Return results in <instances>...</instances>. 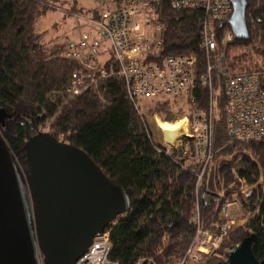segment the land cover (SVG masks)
Returning a JSON list of instances; mask_svg holds the SVG:
<instances>
[{"label": "trees", "instance_id": "1", "mask_svg": "<svg viewBox=\"0 0 264 264\" xmlns=\"http://www.w3.org/2000/svg\"><path fill=\"white\" fill-rule=\"evenodd\" d=\"M247 38H233L226 46L223 62L230 72L250 69V52L264 88V0L252 11L248 0ZM253 21L247 16L250 10ZM78 0H0V132L28 178L24 144L49 122L59 134L82 148L107 177L128 194L129 208L109 226L110 257L120 264H177L191 241L197 202L201 224L220 223L219 206L239 192L248 220L221 239L209 264H221L229 248L254 234L252 253L264 257V137L247 141L229 140L224 107L228 97L224 78L212 71V158L195 193L199 166L192 147L186 153L162 145V130L155 129L151 116L159 113L170 120L175 104L169 97L143 99L136 108L127 96L123 78L113 75L86 92L64 102L76 63L65 56L66 41L46 42L45 31L36 23L49 10L66 15L88 12ZM155 10L163 26L159 48L148 61L182 54L196 55L195 72L206 71L201 45V9H177L160 0ZM222 23H212L219 39ZM252 66V65H251ZM210 93L197 83L194 99L185 112L206 109ZM184 111V110H183ZM18 168V166H17ZM19 170V168H18ZM259 190H257V189ZM257 193V194H256Z\"/></svg>", "mask_w": 264, "mask_h": 264}, {"label": "built area", "instance_id": "2", "mask_svg": "<svg viewBox=\"0 0 264 264\" xmlns=\"http://www.w3.org/2000/svg\"><path fill=\"white\" fill-rule=\"evenodd\" d=\"M169 1L177 9L202 10L201 45L206 55L205 72L196 75L197 58L194 54L167 56L160 61L145 59L162 42L163 26L155 10L160 0H90L88 12L72 15L76 38L67 42L65 56L77 67L69 80L64 102L92 87L96 88L100 80L113 75L123 78L127 96L136 108L143 99L151 97L193 100L197 83L206 85L210 93L208 108L192 112L189 122L179 131L173 144L161 141L167 154L171 148L181 149L185 154L187 148L192 147L194 161L199 166L195 181L197 194L202 175L212 158V71L220 74L225 82L228 100L224 118L229 140L247 141L264 137V88L254 60L250 69L238 72H230L223 62L225 46L234 38L227 22L232 12L230 0ZM258 1L255 0L252 11L258 6ZM247 16L253 21L251 6ZM214 22L223 24L219 39L212 26ZM251 54L254 55L253 51ZM51 119L42 130L48 131ZM58 139L70 143L62 133ZM248 188L246 186L244 191ZM228 203L219 206L221 222L211 223L210 227L201 224L195 203L194 234L177 264H209L222 237L235 226ZM235 203L239 210L243 208L241 201L236 200ZM112 222L93 237L86 252L74 264H120L110 257L109 226ZM38 257L42 262L40 253ZM146 264L155 263L148 259Z\"/></svg>", "mask_w": 264, "mask_h": 264}, {"label": "water", "instance_id": "3", "mask_svg": "<svg viewBox=\"0 0 264 264\" xmlns=\"http://www.w3.org/2000/svg\"><path fill=\"white\" fill-rule=\"evenodd\" d=\"M227 20L235 38H247L248 0H230ZM180 128L162 129L173 144ZM23 176L0 132V264H74L119 213L129 208L127 192L80 147L40 130L24 144ZM249 234L221 264H264ZM42 255V262L38 254Z\"/></svg>", "mask_w": 264, "mask_h": 264}, {"label": "rangeland", "instance_id": "4", "mask_svg": "<svg viewBox=\"0 0 264 264\" xmlns=\"http://www.w3.org/2000/svg\"><path fill=\"white\" fill-rule=\"evenodd\" d=\"M78 1H79V4H81L84 7H88L91 5L90 0H78ZM74 26H75V22H74L73 17L69 14L66 15L65 13H63L62 11H59V10H49L36 23L37 30L46 32V36L44 38L46 42H49V41L52 42L53 40H57L59 42H62V41H66V39H75L76 34H75ZM224 51H225V49H224ZM253 60H255V55H252L250 52V60H249L250 67L253 63ZM171 101L175 104V106H174L175 111H174V113L171 114L170 120H167V121L163 120V118L161 117V115L159 113H155L154 115L151 116V120L153 122L155 129L160 128L162 130V128L160 127V125L158 123L159 120H163L164 122L173 124L174 127L179 126L180 130H182V128L183 129L185 128L186 122H189V120L192 116V112H191V114H188L185 112V110L188 107V102H190L191 100L186 99V98H173L172 97ZM44 126H46V125H44ZM44 126H42V128ZM42 128H41V130H42ZM48 131L51 132L50 126H48ZM14 162L18 166L21 174L23 176H26L25 171H24L23 167L21 166V164L15 160H14ZM245 187L246 186L243 185L238 190H236V192H233L230 194L229 203L227 204V206L229 207V214L234 219L233 223L235 225L233 227V229H230V230L237 229L239 226L244 224L250 216L249 212H247V211L245 212V210L243 208L239 210L237 207V203H235L236 200L241 201L240 196H239V194H240L239 192H245L244 191ZM249 188H253V187L249 186ZM257 190H259V189H257ZM238 244H234L233 246H231L229 248V251L233 250Z\"/></svg>", "mask_w": 264, "mask_h": 264}, {"label": "bare ground", "instance_id": "5", "mask_svg": "<svg viewBox=\"0 0 264 264\" xmlns=\"http://www.w3.org/2000/svg\"><path fill=\"white\" fill-rule=\"evenodd\" d=\"M223 80H224V79H223ZM224 87H225V86H224ZM158 123H159V125H160V127H161L162 129L174 130V129H176V128H180L179 126L174 127L173 124H170V123L164 122L163 120H159ZM179 125H180V124H179Z\"/></svg>", "mask_w": 264, "mask_h": 264}]
</instances>
